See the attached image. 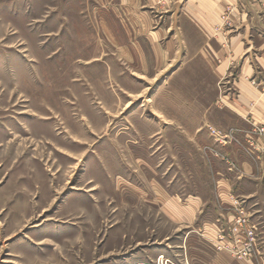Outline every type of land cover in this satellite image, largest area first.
Listing matches in <instances>:
<instances>
[{"label": "rangeland", "instance_id": "obj_1", "mask_svg": "<svg viewBox=\"0 0 264 264\" xmlns=\"http://www.w3.org/2000/svg\"><path fill=\"white\" fill-rule=\"evenodd\" d=\"M230 12L207 33L174 0H0V264H197L200 241L264 260V194L216 199L264 152L212 71Z\"/></svg>", "mask_w": 264, "mask_h": 264}, {"label": "crops", "instance_id": "obj_2", "mask_svg": "<svg viewBox=\"0 0 264 264\" xmlns=\"http://www.w3.org/2000/svg\"><path fill=\"white\" fill-rule=\"evenodd\" d=\"M175 4H181L185 16L207 33L217 24H223L226 7L230 8L227 38L219 33L220 41L226 42V45L214 51L217 61L212 71L221 82V88L228 91L227 95H222L221 103L226 105L235 119L246 124V137L256 139L258 136L254 128L264 125V0H174ZM233 168L230 170V164L226 163L216 173L219 176V188L216 189L218 204L231 207L233 198L244 196L254 203H260L264 194V152H247L246 159L239 165H233ZM245 182H253L255 189L246 191ZM190 198L192 200L187 199L185 210L179 213L181 217L168 212L170 217L178 219V223L191 225L200 217L203 200L200 197ZM257 211L262 212V209ZM227 217L229 222L231 216ZM259 217L262 218V215ZM211 230L213 228L206 230V234H210ZM185 245L189 249L191 246L197 248L198 255L194 260L197 264H264V260L258 256L249 262H239L227 254L211 252L203 241Z\"/></svg>", "mask_w": 264, "mask_h": 264}, {"label": "built area", "instance_id": "obj_3", "mask_svg": "<svg viewBox=\"0 0 264 264\" xmlns=\"http://www.w3.org/2000/svg\"><path fill=\"white\" fill-rule=\"evenodd\" d=\"M241 228H244V235L245 239L255 245V235H256V228H252L247 225V220L243 219L242 223L239 225ZM241 251L243 252L244 256H251L253 255V252L251 249H249L247 252L243 247H241Z\"/></svg>", "mask_w": 264, "mask_h": 264}]
</instances>
